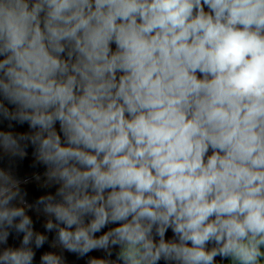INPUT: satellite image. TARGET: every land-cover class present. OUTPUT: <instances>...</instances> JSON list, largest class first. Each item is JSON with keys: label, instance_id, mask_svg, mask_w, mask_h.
Segmentation results:
<instances>
[{"label": "clouds", "instance_id": "9594fccd", "mask_svg": "<svg viewBox=\"0 0 264 264\" xmlns=\"http://www.w3.org/2000/svg\"><path fill=\"white\" fill-rule=\"evenodd\" d=\"M0 264H264V0H0Z\"/></svg>", "mask_w": 264, "mask_h": 264}]
</instances>
